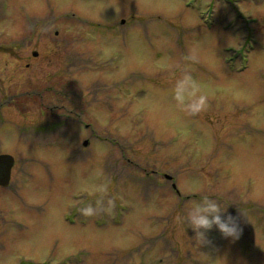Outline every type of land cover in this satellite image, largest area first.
<instances>
[{
    "label": "rangeland",
    "instance_id": "374dc122",
    "mask_svg": "<svg viewBox=\"0 0 264 264\" xmlns=\"http://www.w3.org/2000/svg\"><path fill=\"white\" fill-rule=\"evenodd\" d=\"M0 104V264H264V0H0ZM203 195L238 239L178 220Z\"/></svg>",
    "mask_w": 264,
    "mask_h": 264
},
{
    "label": "clouds",
    "instance_id": "9594fccd",
    "mask_svg": "<svg viewBox=\"0 0 264 264\" xmlns=\"http://www.w3.org/2000/svg\"><path fill=\"white\" fill-rule=\"evenodd\" d=\"M185 59L195 61L198 56L192 52ZM171 92L175 106L188 115L199 114L208 107L207 95L201 91L200 82L189 71L175 78ZM228 206L229 204L225 205L211 195H203L198 201L191 202L178 220L185 222L187 227L190 226L194 230V238L200 245L210 243L208 230L213 227L218 228L226 238L238 239L242 228L238 219L228 213ZM95 211L91 205L83 209L86 215H92Z\"/></svg>",
    "mask_w": 264,
    "mask_h": 264
},
{
    "label": "flooded vegetation",
    "instance_id": "af4514ba",
    "mask_svg": "<svg viewBox=\"0 0 264 264\" xmlns=\"http://www.w3.org/2000/svg\"><path fill=\"white\" fill-rule=\"evenodd\" d=\"M37 55H38L37 53H34L33 56H37ZM51 91H53V86L48 87V89H45L44 91H35V90H33V92H31V93L28 92L27 96L29 98H32L33 103L37 102L38 100L40 102H42V99H44V97L48 94V92H51ZM53 92H54V94H56L57 96L60 97V103H61L60 104V114H58V113L57 114H58V116L61 117V121L59 122V124L61 126L60 128H63V114H65V113L67 114V112L63 113V109H65V106H63V93H64L63 92V85L61 84V89L60 90H55ZM18 104H20V103L18 102ZM3 106H4L3 104L2 105L0 104V109L3 108ZM84 126L86 128H89L90 124L86 123V124H84ZM46 127H48V126H46ZM46 130H51V127L46 128ZM15 165H16V161H15L14 166L12 168V172H13V169L15 168ZM12 172H11V179H10L9 184L6 187H3V186L0 185L1 188H9V187H11L10 185L12 183ZM145 174L146 175H148V174L152 175V177L150 178V181L154 182L155 180L160 179V177L158 176V172L155 171V170H152L150 173L146 172ZM163 177H164V179H167L169 182H171V188L170 189L172 191L174 190L175 194L179 195L180 193L177 190V188L175 187V183L172 182L173 181V177L170 176L169 174H163Z\"/></svg>",
    "mask_w": 264,
    "mask_h": 264
},
{
    "label": "water",
    "instance_id": "95a60500",
    "mask_svg": "<svg viewBox=\"0 0 264 264\" xmlns=\"http://www.w3.org/2000/svg\"><path fill=\"white\" fill-rule=\"evenodd\" d=\"M85 142L84 145H87ZM15 159L10 154H0V185L7 186L11 179V172Z\"/></svg>",
    "mask_w": 264,
    "mask_h": 264
}]
</instances>
